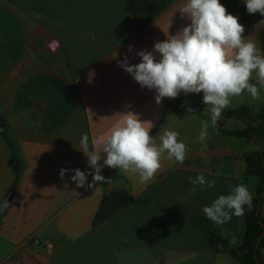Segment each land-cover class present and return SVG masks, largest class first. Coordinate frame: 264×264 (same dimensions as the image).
Segmentation results:
<instances>
[{
  "label": "crops",
  "instance_id": "obj_1",
  "mask_svg": "<svg viewBox=\"0 0 264 264\" xmlns=\"http://www.w3.org/2000/svg\"><path fill=\"white\" fill-rule=\"evenodd\" d=\"M185 2L173 0L148 19L133 15L127 0H0V114L22 164L14 185L16 159L0 132V203L12 191L8 212L0 214V264H241L229 252H216L195 218L206 217L202 208L230 186L250 183L256 196L259 178L247 172L246 156L264 145L237 132L262 124L264 89L259 99L246 92L231 98L223 111L247 109L245 120L221 117L213 125L203 93L181 92L157 104L155 90L141 88L119 63L125 57L139 63L137 52L152 51L155 42L187 25L179 12ZM239 4L247 17L227 11L264 53V16ZM126 111L155 125L150 135L157 143L162 129L179 132L187 147L183 164L165 152L149 183L108 167L101 174L110 183L77 188L72 171L61 180L62 168L92 171L80 151L82 135L91 148ZM202 122L208 123L207 150L198 141ZM198 174L216 179V186L193 194L189 177ZM117 189H126L132 202L94 226L103 196ZM260 214L264 218V200ZM209 226L228 239L229 251L239 250L245 215L222 227L209 220ZM233 234L236 244L230 243Z\"/></svg>",
  "mask_w": 264,
  "mask_h": 264
},
{
  "label": "clouds",
  "instance_id": "obj_2",
  "mask_svg": "<svg viewBox=\"0 0 264 264\" xmlns=\"http://www.w3.org/2000/svg\"><path fill=\"white\" fill-rule=\"evenodd\" d=\"M243 3L250 15L260 13L264 16V0H243ZM179 12L181 18L186 17L190 22L177 34H167L165 40L155 42L152 51L137 52L139 63L130 65L127 57L119 63L141 88L155 90L157 104L165 98L175 99L181 92L203 93V103L210 106L211 123L215 125L230 105L231 98L246 92L253 99H259L260 90L264 89V53L244 35L245 27L239 23V17L228 12L220 0H186ZM118 115L122 119L106 137L94 140L91 148L88 135L81 137L80 151L87 157L92 171L86 174L79 168H62L61 180L72 171L74 175L70 179L77 188L110 183L111 179L101 174L103 168L108 167L137 174L142 183H149L160 170L165 152L169 160L183 164L187 147L178 140L179 132L162 129L157 143V137L150 135L155 126L151 121L141 120L139 114L132 111ZM207 129L208 123L202 122L198 141L203 150L208 148ZM189 181L193 194L198 188L203 191L217 184L216 179L208 180L203 174L194 179L189 177ZM252 201L248 187L238 184L230 186L228 194L219 195L202 211L214 225L222 227L233 216L243 217L246 208L251 210ZM183 202L188 203L187 198ZM226 234L227 230L222 231V235ZM230 243H238L234 234Z\"/></svg>",
  "mask_w": 264,
  "mask_h": 264
},
{
  "label": "trees",
  "instance_id": "obj_3",
  "mask_svg": "<svg viewBox=\"0 0 264 264\" xmlns=\"http://www.w3.org/2000/svg\"><path fill=\"white\" fill-rule=\"evenodd\" d=\"M173 0H127V6L133 15H140L148 19H153L165 11ZM222 4L228 11L243 14L247 17L239 4V0H221ZM248 116V110H234L222 113V117L232 118L237 120H245ZM261 125L248 124L247 127L237 132V134L245 137L248 141H252L258 145H264V113L260 115ZM17 163L16 179L17 182L21 173V160L15 153L11 142L8 139L7 133L3 132ZM247 172L250 175L259 178L256 196L253 197L251 210L245 209L246 218V233L244 241L237 251H229L228 239L218 235L210 229L209 219L207 217H197L195 222L200 227L202 232L207 237L212 247L218 253H230L241 264H264V218L261 216L258 209L264 200V150H254L247 154ZM132 202V196L126 189H117L106 193L101 201L100 208L96 214L93 225L97 226L112 216L119 213ZM1 217V215H0ZM263 234V236H262ZM262 236L256 250L257 241ZM257 254V258H256Z\"/></svg>",
  "mask_w": 264,
  "mask_h": 264
},
{
  "label": "water",
  "instance_id": "obj_4",
  "mask_svg": "<svg viewBox=\"0 0 264 264\" xmlns=\"http://www.w3.org/2000/svg\"><path fill=\"white\" fill-rule=\"evenodd\" d=\"M188 109L191 110V111H192V110L197 111L199 108L196 107V106H193V105H189V106H188ZM5 130H6V126L4 125V119H3V117H2L1 114H0V132H3V131H5ZM11 196H12V191H10V192L6 195V197L2 200V202L0 203V214H1V215H5V214L8 212V209H9L10 204H11ZM259 212H260V207H259V209H258V213H259ZM262 225L264 226L263 223H262ZM262 236H263V234H262ZM262 236H260V238H259L258 241H257L256 250H257V247H258V245H259V242H260ZM256 258H257V254H256Z\"/></svg>",
  "mask_w": 264,
  "mask_h": 264
},
{
  "label": "built area",
  "instance_id": "obj_5",
  "mask_svg": "<svg viewBox=\"0 0 264 264\" xmlns=\"http://www.w3.org/2000/svg\"><path fill=\"white\" fill-rule=\"evenodd\" d=\"M1 226H2V224H1V222H0V228H1ZM52 245L51 244H49V247H51ZM6 264H12L11 263V261H7V263Z\"/></svg>",
  "mask_w": 264,
  "mask_h": 264
},
{
  "label": "rangeland",
  "instance_id": "obj_6",
  "mask_svg": "<svg viewBox=\"0 0 264 264\" xmlns=\"http://www.w3.org/2000/svg\"><path fill=\"white\" fill-rule=\"evenodd\" d=\"M252 181L255 182L256 179H255V178H252ZM252 181H251V182H252ZM249 185H250V183H249L247 186H249ZM248 189L250 190L251 188L248 187Z\"/></svg>",
  "mask_w": 264,
  "mask_h": 264
}]
</instances>
